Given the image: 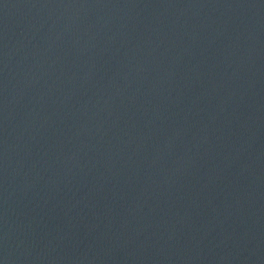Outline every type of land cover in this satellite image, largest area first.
<instances>
[{
    "label": "water",
    "instance_id": "obj_1",
    "mask_svg": "<svg viewBox=\"0 0 264 264\" xmlns=\"http://www.w3.org/2000/svg\"><path fill=\"white\" fill-rule=\"evenodd\" d=\"M0 264H264V0H0Z\"/></svg>",
    "mask_w": 264,
    "mask_h": 264
}]
</instances>
